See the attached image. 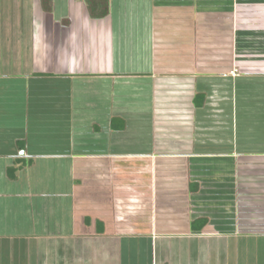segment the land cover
<instances>
[{
  "label": "crops",
  "instance_id": "1",
  "mask_svg": "<svg viewBox=\"0 0 264 264\" xmlns=\"http://www.w3.org/2000/svg\"><path fill=\"white\" fill-rule=\"evenodd\" d=\"M0 264H264V0H0Z\"/></svg>",
  "mask_w": 264,
  "mask_h": 264
}]
</instances>
